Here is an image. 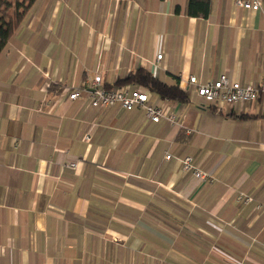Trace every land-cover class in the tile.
<instances>
[{
  "label": "crops",
  "instance_id": "1",
  "mask_svg": "<svg viewBox=\"0 0 264 264\" xmlns=\"http://www.w3.org/2000/svg\"><path fill=\"white\" fill-rule=\"evenodd\" d=\"M235 1L198 18L187 0H44L15 30L0 52V264H264V93L217 108L188 83L264 81V0ZM139 68L188 93L144 88L175 122L67 99Z\"/></svg>",
  "mask_w": 264,
  "mask_h": 264
},
{
  "label": "built area",
  "instance_id": "2",
  "mask_svg": "<svg viewBox=\"0 0 264 264\" xmlns=\"http://www.w3.org/2000/svg\"><path fill=\"white\" fill-rule=\"evenodd\" d=\"M235 4L253 11L260 8L258 0H236ZM160 58L161 54H158L157 59ZM188 83L204 103L212 104L217 108L252 102L258 99L261 93H264V81L257 87L252 84L242 85L238 81L231 80L225 74L206 83H198L197 78L190 75ZM65 91L69 101L86 97L92 107H108L114 104H118L126 110L140 107L144 111L145 117L150 121L158 122L162 118L171 123L176 121V116L173 113H168L165 107L149 104V93L144 88L141 89V87L130 84L106 88L99 73L89 83L73 87L70 90L65 88ZM85 138L88 141L89 138ZM170 157V154L165 156L166 159ZM177 160L181 164V170L185 173L189 172L195 180L205 183L210 178L207 173L193 164L191 157L186 156ZM67 166L74 168L75 164L69 163ZM247 200L249 201L250 198L248 197Z\"/></svg>",
  "mask_w": 264,
  "mask_h": 264
},
{
  "label": "trees",
  "instance_id": "3",
  "mask_svg": "<svg viewBox=\"0 0 264 264\" xmlns=\"http://www.w3.org/2000/svg\"><path fill=\"white\" fill-rule=\"evenodd\" d=\"M35 0H0V52L6 47L25 13ZM211 0H187L185 13L190 17L206 18L210 13ZM130 84L146 88L166 100L186 102L189 95L177 84L168 85L146 69L139 68L123 80L116 82L115 87ZM106 88H113L107 87Z\"/></svg>",
  "mask_w": 264,
  "mask_h": 264
},
{
  "label": "rangeland",
  "instance_id": "4",
  "mask_svg": "<svg viewBox=\"0 0 264 264\" xmlns=\"http://www.w3.org/2000/svg\"><path fill=\"white\" fill-rule=\"evenodd\" d=\"M44 0H35V2L32 4V6L28 9V11L25 13L22 21L17 26L16 29H26L27 23L33 19L32 16L34 13H36L38 10H41V5Z\"/></svg>",
  "mask_w": 264,
  "mask_h": 264
}]
</instances>
